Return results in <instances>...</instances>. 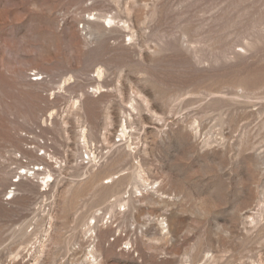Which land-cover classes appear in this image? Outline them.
<instances>
[{
	"label": "rangeland",
	"instance_id": "1",
	"mask_svg": "<svg viewBox=\"0 0 264 264\" xmlns=\"http://www.w3.org/2000/svg\"><path fill=\"white\" fill-rule=\"evenodd\" d=\"M0 264H264V0H0Z\"/></svg>",
	"mask_w": 264,
	"mask_h": 264
},
{
	"label": "built area",
	"instance_id": "2",
	"mask_svg": "<svg viewBox=\"0 0 264 264\" xmlns=\"http://www.w3.org/2000/svg\"><path fill=\"white\" fill-rule=\"evenodd\" d=\"M42 168H43V167H42V166H40V167H37V168H35L34 170L39 172V171H41V170H42Z\"/></svg>",
	"mask_w": 264,
	"mask_h": 264
},
{
	"label": "bare ground",
	"instance_id": "3",
	"mask_svg": "<svg viewBox=\"0 0 264 264\" xmlns=\"http://www.w3.org/2000/svg\"><path fill=\"white\" fill-rule=\"evenodd\" d=\"M122 132H123V131H122ZM122 132H121V134H122ZM123 135H124V134H123ZM82 138H83V140H84V136H83V134H82ZM49 177H50V175H46V176H45L46 179H48ZM46 179H45V180H46Z\"/></svg>",
	"mask_w": 264,
	"mask_h": 264
}]
</instances>
